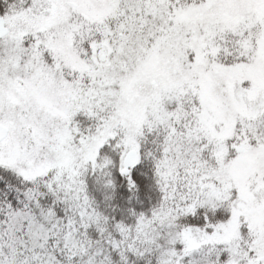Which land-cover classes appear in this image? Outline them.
I'll return each instance as SVG.
<instances>
[{"label": "snow or ice", "instance_id": "obj_1", "mask_svg": "<svg viewBox=\"0 0 264 264\" xmlns=\"http://www.w3.org/2000/svg\"><path fill=\"white\" fill-rule=\"evenodd\" d=\"M0 264H264V0H0Z\"/></svg>", "mask_w": 264, "mask_h": 264}]
</instances>
